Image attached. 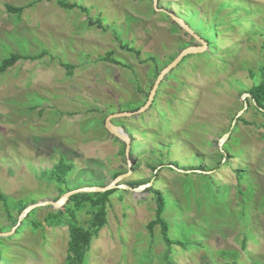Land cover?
Returning <instances> with one entry per match:
<instances>
[{
	"label": "rangeland",
	"instance_id": "rangeland-1",
	"mask_svg": "<svg viewBox=\"0 0 264 264\" xmlns=\"http://www.w3.org/2000/svg\"><path fill=\"white\" fill-rule=\"evenodd\" d=\"M66 1L88 14L0 0V65L12 54L41 56L0 73V233H10L0 236V264H69L68 227L46 222L65 206L37 207L20 221L23 207L56 202L63 189L106 187L120 171L128 176L118 184L150 179L165 194L175 244L159 225L148 229L156 195L121 189L80 264H264V108L243 90L264 65V0H230L246 6L237 15L227 0ZM184 1L197 13L186 15ZM7 4L24 10L10 14ZM184 17L196 35L211 33L212 47L166 75L147 110L112 119L131 139L128 158L106 120L147 102L165 66L152 57L166 62L203 45L176 22ZM61 63L74 66L71 75ZM159 153L164 166L151 169ZM61 160L73 166L66 184L50 179ZM77 216L87 228L91 207Z\"/></svg>",
	"mask_w": 264,
	"mask_h": 264
},
{
	"label": "trees",
	"instance_id": "trees-1",
	"mask_svg": "<svg viewBox=\"0 0 264 264\" xmlns=\"http://www.w3.org/2000/svg\"><path fill=\"white\" fill-rule=\"evenodd\" d=\"M41 1H56L58 5L66 10H74L78 9L81 10L83 13L88 14V9L85 8L82 5H78L77 3H70L66 0H41ZM227 4H225L226 7H233L232 12L229 15H232L233 13L239 12L238 6H241L242 8L246 9V6L243 4H233L232 1L227 0ZM184 5L188 8L185 11L186 15H193L194 13L196 14L197 11L193 8V6L187 2L184 1ZM223 7V6H222ZM6 9L8 13L10 14H21L24 10V7H14L12 5L7 4ZM185 15V16H186ZM238 19V17H235ZM90 20V24L94 25L96 23L97 25L102 26L100 21H93L91 17H88ZM184 21L187 24L186 17H184ZM236 24H243L246 23L248 24V20H242L239 18L238 21H236ZM213 27V26H212ZM201 31V30H199ZM214 33L218 34L217 30L213 31ZM198 34V32H197ZM200 38H202L208 45L209 48L212 47V35L211 33H206L204 36L202 33L198 34ZM131 49V48H129ZM262 49L264 50V43L262 44ZM44 54L47 53V51L43 52ZM111 53L109 54V56ZM41 56H29V55H20V54H12L10 57L6 58L3 60L2 64L0 65V73H5L8 71L9 68L13 67L18 61L20 60H36L37 58H40ZM176 57H172L170 60L163 62L159 61L157 58L152 57V59L157 63H163L165 66L160 70V72L168 66ZM110 61L115 63L116 65H122L121 62H119L116 59L109 58ZM159 61V62H158ZM61 65L68 70L69 75L72 73L73 65L69 63H61ZM252 78L255 79V82L252 87L248 89H243L247 91L250 94V97L252 101L254 102V107L258 108H264V65H262L257 74H253ZM145 105V103H143ZM142 104V105H143ZM141 105V106H142ZM143 105V106H144ZM140 106V107H141ZM138 107L136 110H139ZM241 121H245L243 118ZM246 122V121H245ZM248 123V122H246ZM224 150V147H223ZM225 151V150H224ZM153 153H156V151L153 149ZM122 154H126V146L124 145V148L122 150ZM130 157H132V149H130ZM159 160L157 161V164L150 165L151 169L156 170L158 167L164 166L163 159L165 155L163 153H159ZM163 156V158H161ZM173 165V164H172ZM72 165L69 163H65L63 160H61L58 164L53 166L50 170V179L55 180L58 183L61 184H66L69 182L67 180V175L69 172L72 171ZM198 170L200 171H205V172H211L210 170H205L204 166L198 167ZM126 172H114V177L115 179L119 177L120 175L125 174ZM207 177H211L209 173L202 174ZM67 177V178H66ZM151 182L150 179L148 180H143V181H138L134 182L131 180H128L127 182L124 183V185H128L132 188H137L141 185H148ZM102 187V186H100ZM148 192H153L156 195V202H157V208H156V214H155V219L149 224V231L150 233H153L154 227L156 225H159L162 237L166 244L170 247L173 244H175L173 241H171L168 237L169 233V224L164 219L163 214L166 210L167 207V199L165 197V194L163 192H160L159 190H155L152 188V186L147 188ZM68 189H63L60 190L61 195H64L66 192H68ZM121 191V189H115L111 191H107L105 193H80L73 195L70 200L69 204H66L64 210H59L54 214H50L48 218L46 219V222L50 226L54 225H60L61 223H65V225L68 227V232H69V241H68V253H67V259L69 264H80L83 259L85 258L86 254L91 248L93 239L99 234L101 229L107 224V219H108V205L110 201V196L115 194L116 192ZM0 201L5 202L7 201L6 197L0 192ZM86 205H89L91 207V210L93 212V216L89 222V226L86 228L82 226L79 221H78V212L82 210ZM27 208V206L23 207ZM35 210H33L28 216L27 219L30 218L33 214H35ZM180 245H183L181 241L177 242ZM1 255V252H0Z\"/></svg>",
	"mask_w": 264,
	"mask_h": 264
},
{
	"label": "water",
	"instance_id": "water-1",
	"mask_svg": "<svg viewBox=\"0 0 264 264\" xmlns=\"http://www.w3.org/2000/svg\"><path fill=\"white\" fill-rule=\"evenodd\" d=\"M176 22L184 29L186 30L189 34H193L194 38L198 39L200 42L203 43L202 46H190L187 47L186 49H184L168 66H166L159 74L152 90L151 93L149 95V98L147 100V102L145 103L144 106H142L139 110L135 111V112H130V113H120V114H114L111 115L107 118L106 120V128L107 130L116 138H118L120 141L124 142L126 144V154L127 157L129 158V154H130V149H131V139L128 136V134L126 133V131L124 130V128L116 126L112 123V119L114 118H120V117H125V116H133V115H139L140 113L144 112L145 110H147L153 100H154V96L156 95V91L161 83V81L166 77V75H168L174 68H176L181 62L182 60L192 54H196V53H201L204 51L205 47H207V43L200 38L198 35H196L195 33H193L192 31H190L189 27L187 26L188 24H186V22L182 19H176ZM246 96L250 97V94H245ZM245 98V97H244ZM246 107V105H245ZM245 109V108H244ZM244 109L240 112V114L238 116H240L243 112ZM227 138V137H226ZM226 138H222L220 140V145L222 146V144L224 143V141L226 140ZM128 176L127 174H123L120 175L119 177H117L114 181H112L108 186L106 187H89V188H81V189H77V190H72L70 192H67L66 194H64L59 200H57L56 202H52V203H37V204H33L29 207H27L23 213V215L20 218V221L27 217L34 209H36L37 207H41V206H46V205H51L54 208H62L63 206H66V204L69 202L70 198L73 195L76 194H80V193H105L107 191H111V190H115V189H124V190H130L136 193H140L142 191H144L145 189H147L148 187L151 186V183H149L148 185H141L137 188H132L128 185H122V184H118V182L120 180H122L124 177ZM10 233H6V234H2L0 233V236H8Z\"/></svg>",
	"mask_w": 264,
	"mask_h": 264
}]
</instances>
